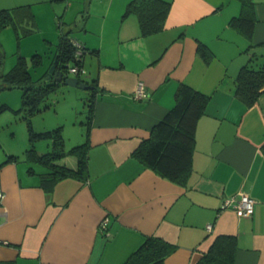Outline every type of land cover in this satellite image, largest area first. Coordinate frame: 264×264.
Returning a JSON list of instances; mask_svg holds the SVG:
<instances>
[{
  "label": "crops",
  "instance_id": "crops-1",
  "mask_svg": "<svg viewBox=\"0 0 264 264\" xmlns=\"http://www.w3.org/2000/svg\"><path fill=\"white\" fill-rule=\"evenodd\" d=\"M130 1L0 0V11L16 23L1 31L13 28L17 38L41 32L51 43L55 11L64 17L73 10V21L78 14L81 23L69 39L84 46L81 67L95 86L82 181H51L50 170L26 156L31 148L47 154L51 140L31 144L26 123L23 134L15 118L0 122V264H124L147 237L176 247L164 264H197L224 235L237 242L233 264H264V93L251 107L234 95L250 52L264 62V0H253L248 53L249 42L229 26L240 13L237 0H163L170 3L164 28L150 35H142L134 14L124 16ZM38 14L49 20L45 28ZM62 24L58 17L57 28ZM4 62L0 48V75ZM139 83L147 96L135 97ZM180 84L209 97L185 185L132 157L174 106ZM71 156L75 161L61 166L75 169ZM239 193L254 201L248 218L221 210L224 199Z\"/></svg>",
  "mask_w": 264,
  "mask_h": 264
},
{
  "label": "trees",
  "instance_id": "trees-1",
  "mask_svg": "<svg viewBox=\"0 0 264 264\" xmlns=\"http://www.w3.org/2000/svg\"><path fill=\"white\" fill-rule=\"evenodd\" d=\"M240 3V13L229 21V26L244 37L249 46L248 53L254 45L251 44L256 22L254 1L237 0ZM170 9V3L163 0H131L126 7L124 16L134 14L139 22L142 35L156 34L163 30ZM9 25H16L13 16L5 11H0V31ZM29 30H24L23 35ZM199 51L204 52L200 45ZM57 64L65 72L69 66L75 65L74 48L70 39L60 35ZM258 56L250 52L246 64L238 71L235 83V97L246 107L254 105L258 97L264 93V62L257 61ZM31 65L39 67L42 64L40 55L31 57ZM70 65H67L69 64ZM79 66L81 64L77 63ZM52 75L47 72L44 81H32L28 72L27 60L18 57L14 66L8 72L0 75V88L20 89L22 91L21 108L14 111L22 113L26 123L28 140L32 144L38 140H51L52 149L45 155L38 156L31 148L26 151L27 159L46 166L50 172L48 176L54 183L66 178L84 180L87 175L88 163V129H86L85 142L73 148L69 153L76 157L75 169L58 166L55 161L65 153L64 140L61 127L51 131L36 133L33 130L31 118L40 111L41 103L55 92L59 83L52 82ZM92 90L95 86L92 85ZM209 97L180 84L175 93V104L165 117L153 127L150 137L143 141L132 153L145 168L156 175L178 185H185L191 175V161L194 148V133L200 117L204 114ZM93 99L88 104V123L91 120ZM6 105L0 106V113L8 110ZM264 152V147H262ZM237 242L233 236H218L211 244L208 251L197 264H233ZM176 247L160 238L147 237L144 243L128 258L124 264H164V260L175 251Z\"/></svg>",
  "mask_w": 264,
  "mask_h": 264
},
{
  "label": "rangeland",
  "instance_id": "rangeland-1",
  "mask_svg": "<svg viewBox=\"0 0 264 264\" xmlns=\"http://www.w3.org/2000/svg\"><path fill=\"white\" fill-rule=\"evenodd\" d=\"M76 4V2H72ZM61 10L60 8H55ZM53 12V11H52ZM57 14L54 17V22L39 15L41 24H44V28L50 24V33L47 38L51 39V43H46L41 32H35L28 36L14 35L13 28H7L0 32V48L4 59L5 73L11 70L16 63L18 57H22L27 60L28 72L32 81H44L45 75L52 67L53 61L58 53L59 35L61 32L66 38H74L78 27L76 24H80L79 15L76 14V20L74 19V11H68L65 16H62V12L56 10ZM54 13V12H53ZM52 13V15H53ZM239 14H236L238 16ZM58 17L62 20L61 29L57 28ZM24 28L26 27L23 26ZM24 28L17 29V33L23 35ZM26 30V29H25ZM70 30V31H69ZM6 31V32H5ZM72 31V33H71ZM74 33V35H73ZM56 37H54V36ZM4 52V53H3ZM33 55H40L42 57V64L39 67H33L31 65V57ZM88 61V60H87ZM88 63V62H87ZM67 65H70L67 64ZM88 68L85 67V74L80 77L82 81H89ZM68 76L72 75L68 73ZM91 96L90 90H82L74 87H70L64 84H60L54 93L50 94L40 105V111L31 118L33 130L36 133L51 131L56 128L62 127V138L64 140L65 155L58 159L55 164L61 166L63 163L69 161H75L73 154L69 153L73 148L82 145L84 142L83 137L86 133L87 117H88V104ZM22 91L20 89H10L0 91V106L7 105L11 108L10 111H2L0 113V122H8V120L16 119L18 128H21L22 133L25 134V122L23 120V114H15L14 111H18L21 108ZM9 104V105H8ZM45 128V129H43ZM43 145H47L49 142L44 141ZM65 166V165H64ZM69 168V167H67ZM71 169V168H70Z\"/></svg>",
  "mask_w": 264,
  "mask_h": 264
},
{
  "label": "built area",
  "instance_id": "built-area-1",
  "mask_svg": "<svg viewBox=\"0 0 264 264\" xmlns=\"http://www.w3.org/2000/svg\"><path fill=\"white\" fill-rule=\"evenodd\" d=\"M70 44L74 48V62L75 65L68 67V72L76 77H81L84 74V70L77 63L81 64L82 57L85 53L84 46L77 41L70 40ZM147 96L146 91L142 83L138 84L136 89L135 97L141 98ZM2 185L0 183V204L2 202ZM254 201L244 193H239L236 196L224 199L221 204V210L231 209L235 212L239 218H248L252 215ZM107 226V220L103 221L100 225L101 230L105 233ZM211 227L207 226L209 230Z\"/></svg>",
  "mask_w": 264,
  "mask_h": 264
},
{
  "label": "water",
  "instance_id": "water-1",
  "mask_svg": "<svg viewBox=\"0 0 264 264\" xmlns=\"http://www.w3.org/2000/svg\"><path fill=\"white\" fill-rule=\"evenodd\" d=\"M68 71V68L66 66ZM49 76L52 75V82L64 84L70 87L82 89V90H91L93 87L88 85V83L82 81L79 77L76 76H68L69 72H65V69L61 67V65L57 64V57H55L52 67L48 71Z\"/></svg>",
  "mask_w": 264,
  "mask_h": 264
}]
</instances>
